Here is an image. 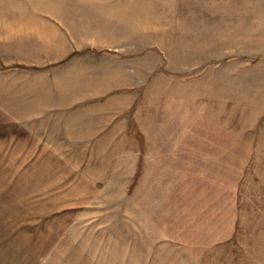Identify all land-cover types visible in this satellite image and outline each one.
Returning a JSON list of instances; mask_svg holds the SVG:
<instances>
[{
    "label": "rangeland",
    "instance_id": "rangeland-1",
    "mask_svg": "<svg viewBox=\"0 0 264 264\" xmlns=\"http://www.w3.org/2000/svg\"><path fill=\"white\" fill-rule=\"evenodd\" d=\"M79 1L0 0L80 12L123 62L139 126L93 147L121 170L76 234L107 236V264H264V0Z\"/></svg>",
    "mask_w": 264,
    "mask_h": 264
},
{
    "label": "crops",
    "instance_id": "crops-1",
    "mask_svg": "<svg viewBox=\"0 0 264 264\" xmlns=\"http://www.w3.org/2000/svg\"><path fill=\"white\" fill-rule=\"evenodd\" d=\"M81 15L0 14V126L19 136L0 138V264H107V236L76 234L116 181L115 156L109 170L93 147L106 145L108 126L139 117L133 103H113L124 97L123 62ZM26 140L40 149L29 153Z\"/></svg>",
    "mask_w": 264,
    "mask_h": 264
}]
</instances>
